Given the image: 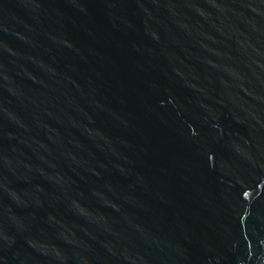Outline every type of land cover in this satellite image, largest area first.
Segmentation results:
<instances>
[{
  "label": "water",
  "instance_id": "1",
  "mask_svg": "<svg viewBox=\"0 0 264 264\" xmlns=\"http://www.w3.org/2000/svg\"><path fill=\"white\" fill-rule=\"evenodd\" d=\"M0 264H264V0H0Z\"/></svg>",
  "mask_w": 264,
  "mask_h": 264
}]
</instances>
